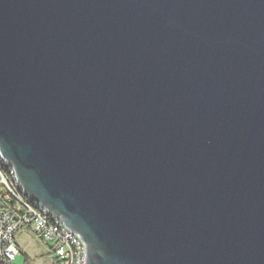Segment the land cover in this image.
Instances as JSON below:
<instances>
[{"label": "water", "instance_id": "water-1", "mask_svg": "<svg viewBox=\"0 0 264 264\" xmlns=\"http://www.w3.org/2000/svg\"><path fill=\"white\" fill-rule=\"evenodd\" d=\"M0 155L84 264H264V0H0Z\"/></svg>", "mask_w": 264, "mask_h": 264}, {"label": "built area", "instance_id": "built-area-1", "mask_svg": "<svg viewBox=\"0 0 264 264\" xmlns=\"http://www.w3.org/2000/svg\"><path fill=\"white\" fill-rule=\"evenodd\" d=\"M9 168L7 173L5 170ZM0 264H13L19 253L16 233L25 228L43 242H51L61 264H84L85 244L61 220L30 199L17 181L13 168L0 155Z\"/></svg>", "mask_w": 264, "mask_h": 264}, {"label": "rangeland", "instance_id": "rangeland-1", "mask_svg": "<svg viewBox=\"0 0 264 264\" xmlns=\"http://www.w3.org/2000/svg\"><path fill=\"white\" fill-rule=\"evenodd\" d=\"M31 237H33V235L32 234H29V233H27V232H22V233H20V234H17L16 233V235H15V240H17V242H18V245L21 247V248H25V246H26V248H27V246H28V244L27 243H29L30 242V240H29V238H31ZM35 239V242L36 243H38L37 245L38 246H40V247H42L44 250H48V247L49 246H51L52 247V243L51 242H43V241H41L40 239L38 240V239H36V238H34ZM33 239V240H34ZM32 240V239H31ZM32 240V241H33ZM16 242V243H17ZM36 244H33V246H32V248L34 247V246H37ZM19 249V248H18ZM28 253V252H27ZM53 253V254H52ZM36 254H38V253H36ZM51 254L53 255V256H55V254H54V252H53V250L51 251ZM52 255H50V256H36L35 257V260H37V261H40V262H42L43 264H55V262H54V260H52V258H53V256ZM31 256V255H30ZM48 257L50 258V259H48ZM25 258H26V255L25 254H23V253H18L17 255H16V261L14 262V264H24L25 262H26V260H25ZM32 258H34L33 256H32ZM46 260H48L49 262H46ZM51 262V263H50ZM61 264V263H60Z\"/></svg>", "mask_w": 264, "mask_h": 264}, {"label": "crops", "instance_id": "crops-1", "mask_svg": "<svg viewBox=\"0 0 264 264\" xmlns=\"http://www.w3.org/2000/svg\"><path fill=\"white\" fill-rule=\"evenodd\" d=\"M22 232H27V233L33 235V237L29 238L30 242L27 243V244H28L27 248H26V246H25V248H21V247L18 245L17 240H15V242H17L16 244H17V246H18V248H19V253H23V254L26 255V258H25L26 262H25L24 264H43L42 262L35 260V257H36V256H43V255L46 257V256H50V255H52V254H51L52 247L49 246V247H48V250L46 251V250H44L42 247L38 246V245H37L38 243H36V242H35V239H34V238H36V239H38V238H37V236L31 231V229H29V228L21 229V230H19V231L17 232V234H20V233H22ZM31 239H32V240L34 239V240L32 241ZM38 240H39V239H38ZM33 244H36L37 246H34V247L32 248ZM27 252H28V253H27ZM36 253H38V254H36ZM30 255H31V256H30ZM32 256H33L34 258H32ZM52 256H53V255H52ZM53 258H54V256H53ZM53 258H52V260H53ZM48 259H50V258L48 257ZM15 261H16V258H15L14 262H15ZM14 262H13V263H14ZM46 262H49V261L46 260ZM50 263H51V262H50Z\"/></svg>", "mask_w": 264, "mask_h": 264}, {"label": "trees", "instance_id": "trees-1", "mask_svg": "<svg viewBox=\"0 0 264 264\" xmlns=\"http://www.w3.org/2000/svg\"><path fill=\"white\" fill-rule=\"evenodd\" d=\"M5 171H6L7 173H9L10 169L7 168ZM2 194H3V190L0 189V200L3 199V198H2ZM52 254H53V253H52ZM53 260H54L55 264H60V261L56 258V256H54ZM13 264H14V263H13Z\"/></svg>", "mask_w": 264, "mask_h": 264}]
</instances>
